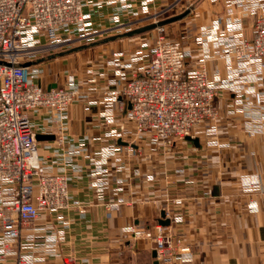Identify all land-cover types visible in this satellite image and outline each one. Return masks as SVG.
I'll use <instances>...</instances> for the list:
<instances>
[{
    "label": "crops",
    "instance_id": "0c3cea01",
    "mask_svg": "<svg viewBox=\"0 0 264 264\" xmlns=\"http://www.w3.org/2000/svg\"><path fill=\"white\" fill-rule=\"evenodd\" d=\"M81 1L88 29L99 38L65 44L55 53L60 56L50 53L46 59L32 64L36 69L34 82L39 85L45 88L74 85L79 89L78 96L62 116L46 107L37 108L31 114L36 135L55 136L37 139L38 155L49 171L68 174L71 196L68 209L43 214L32 226L24 227L25 234L38 236L37 251L46 254V259L39 264H65L68 255L75 257V264H264V129L246 132L241 113L230 110L232 93L224 90L216 100L222 111L216 133L204 131L192 135L198 138L197 142L186 137L173 147L155 148L144 138L129 147L111 138L109 129L122 116L123 104L118 99L109 110L103 92L119 77V71L130 72L125 63L141 54L147 56L154 43L150 39L140 40L135 47L117 49L116 42L134 39L154 29L129 34L155 24L142 22L155 11H161L168 2ZM227 2L200 0L194 4L191 1V6L186 5L184 11L169 13L160 21L187 12L165 25L182 21L195 9L200 23L194 35L182 43L192 48L198 59L203 55L198 42L203 38V26L212 29L220 18L218 33L234 35L228 23L241 8ZM230 6L235 13L229 12ZM242 17L243 33L250 37L253 22L246 12H242ZM74 35H78L76 29ZM204 38H208L207 34ZM213 42L209 38L214 55L208 64L210 73L218 71L226 75V61L219 56ZM92 46H97V53L87 62L81 57L71 61ZM142 61L137 60L135 66ZM85 63L92 64V81ZM105 111L118 120L107 122L103 116ZM114 142L122 145V150L103 161L101 149ZM117 157L121 158L120 163ZM53 159L57 160L54 165ZM100 176H107V181L100 183ZM246 176L257 178L260 184L248 189L243 185ZM177 197L183 203L171 204V207L182 219L166 225L175 238L190 245L193 256L188 261L165 262L153 256L155 249L151 241L130 239L126 228L134 224L153 227L166 220L164 209ZM113 200H121V205L109 212L107 205ZM49 234L57 239L55 251H47L42 245L45 238L53 237ZM0 264L19 263L13 255Z\"/></svg>",
    "mask_w": 264,
    "mask_h": 264
},
{
    "label": "built area",
    "instance_id": "2783aa9c",
    "mask_svg": "<svg viewBox=\"0 0 264 264\" xmlns=\"http://www.w3.org/2000/svg\"><path fill=\"white\" fill-rule=\"evenodd\" d=\"M230 3L241 8L228 23L234 35L218 33L220 18L212 29L203 26V38L198 41L203 55L198 59L195 51L182 41L162 34L164 25L157 26L159 35L148 55L132 57L124 65L130 72L119 71V77L103 92L109 110L118 99L123 104L119 120L111 112H103L107 122L118 120L109 129L111 138L129 147L137 139L145 138L155 148H168L189 135L216 133L222 118L216 100L224 90L232 93L230 110L241 113L246 132L263 131L264 87L259 86H264V0H230ZM229 12L235 13L232 6ZM242 12L254 17L250 37L243 33ZM206 34L208 38H204ZM95 36L97 33L88 29L81 0H0V261L13 255L19 264L44 261L46 254L37 251L38 236L25 234L24 227L32 226L43 214L60 213L71 205L68 174L49 171L38 155L31 114L46 107L62 116L79 89L74 85L50 88L39 85L34 82L36 69L32 63L42 52ZM209 38L226 61V75L218 71L210 73L208 64L214 55ZM137 60L143 61L135 66ZM86 68L89 79L94 80L92 64ZM60 141L63 142L62 138ZM121 150L122 145L114 142L100 153L104 161ZM117 160L120 163L121 158ZM56 163V159L51 161L53 165ZM98 181L104 183L107 176H100ZM259 184L257 178H243L248 189ZM182 203L183 199L177 197L166 205L164 217L170 223L182 219V215L173 213L171 204ZM120 205L121 200H113L107 209L110 212ZM126 231L130 239L151 241L159 260L192 259L190 245L175 238L162 222L153 227L134 224ZM49 236L53 237L45 238L42 245L47 251H55L57 239L53 234ZM64 261L75 264V257L68 255Z\"/></svg>",
    "mask_w": 264,
    "mask_h": 264
},
{
    "label": "rangeland",
    "instance_id": "374dc122",
    "mask_svg": "<svg viewBox=\"0 0 264 264\" xmlns=\"http://www.w3.org/2000/svg\"><path fill=\"white\" fill-rule=\"evenodd\" d=\"M166 1L168 3L166 5H164V7L161 11H155L150 17H148V19L146 18L142 23L147 24V23H151V22L156 21V20H161L162 18L168 16L169 13L174 14L175 12L177 13V11L178 12L181 11L186 5H189V7H190L191 5L189 3H191V1L194 4H196V3H199L200 0H166ZM227 1H228L227 4L230 5L231 4L230 0H227ZM182 11H184V10H182ZM195 12H196L195 9L192 10V12L186 18H184L182 21L164 25L165 28H164L162 34H164L167 38L178 39V40L186 43L188 41V39L194 35V32H195L198 24L200 23L199 21L196 20ZM158 13H160V14H158ZM250 17H251L252 22H254V17L252 15H250ZM203 21H204V18H203ZM158 35H159V30L156 26L152 30H149L145 33H141L137 36H134V39H128V40L125 39L123 41L121 40V41L116 42V48L117 49H123V48L125 49V48H127V46L132 48V47H135L137 45L138 41H140V40L141 41H149L147 39H150V41L155 42ZM95 37H97V36H95ZM97 38H99V36ZM136 38L138 40H136ZM87 41H90V40H83L82 42H76V43H83V42H87ZM62 46L63 45L58 46V47H56L52 50H49L47 52H42L40 54V56L38 57V59H36L35 61H38L41 58L46 59V57L50 53H54V54L57 53L58 51H60L62 49ZM103 47H107V46L104 45ZM96 49H97V46H92V47L86 48L78 56H75V58H72L71 61L74 62V60H78V57H81L82 61H86V60L92 58L97 53ZM54 56L56 57V56H60V55L55 54ZM32 64H34V63H32ZM85 65H88V64L85 63ZM159 148H161V147H159Z\"/></svg>",
    "mask_w": 264,
    "mask_h": 264
},
{
    "label": "water",
    "instance_id": "95a60500",
    "mask_svg": "<svg viewBox=\"0 0 264 264\" xmlns=\"http://www.w3.org/2000/svg\"><path fill=\"white\" fill-rule=\"evenodd\" d=\"M186 13H187V12H185V13H183V14H181V15H178V16L172 18V19L164 20V21H159L158 23H155V24H152V25H149V26H146V27H143V28L137 29V30H135V31L130 32L129 34H132V33H134V32H142V31H145V30H147V29H149V28H153V27H156V26H163V25H165L168 21H172V20L178 19V18L184 16ZM28 64H29V63H26V65H28ZM48 88H50V87H48ZM36 137H37V139L40 140V139H53L55 136H54L53 134H38V135H36ZM187 138H192L195 142L198 141V138H193L191 135L187 136ZM120 142H121V140H120ZM163 216H165V213H164V212H163ZM161 222H162L163 224H169V223H170V220H169V219L161 220ZM153 256H154V257L157 256V251H156V250L153 251ZM156 264H157V262H156Z\"/></svg>",
    "mask_w": 264,
    "mask_h": 264
}]
</instances>
